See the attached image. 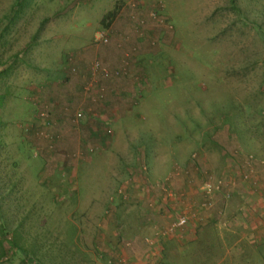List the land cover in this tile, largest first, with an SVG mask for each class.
<instances>
[{"label":"rangeland","instance_id":"rangeland-1","mask_svg":"<svg viewBox=\"0 0 264 264\" xmlns=\"http://www.w3.org/2000/svg\"><path fill=\"white\" fill-rule=\"evenodd\" d=\"M112 11V20H103ZM118 23L128 27L127 36H117L121 26L114 33L112 25ZM77 32L86 35L83 44L66 52L64 36ZM114 40L126 43L118 51L119 69L128 72V63L144 65L149 86L142 83V99L133 111L145 119L130 118L124 127L119 117L92 131L44 129L52 125L54 111L50 104L38 103L31 111V95L43 86L34 79L39 72L31 69L32 63L61 58L74 74L77 65L70 63L79 48H94L88 66L96 69V77L108 73L99 50ZM38 43H45L46 56L37 53ZM102 88L94 97L86 91L81 104L66 109L69 126L78 127L87 115L97 114L93 106L106 103ZM247 105L255 110L251 118L245 114ZM120 113L114 107L108 115L114 120ZM141 134H155L168 153L179 138L190 145L174 177L158 179L159 199L167 201L163 215L176 217L191 207L184 198L187 191L177 193L186 186L199 196L192 211H199L205 189L215 191L210 194L214 202L221 198L214 221L201 213L191 238L163 235L169 238L163 264H264V0H0V264H94L91 221L100 212L113 211L112 204L123 198L118 190L125 182L114 181L108 165L120 164L114 156L117 145ZM238 135H249L256 145H244ZM143 150L132 154L139 159ZM202 152L217 156L222 165L206 172L207 177L192 171L189 163ZM219 153L226 156L223 164ZM248 155L258 160L253 157L255 162L248 164ZM250 170L255 178L245 181L242 172ZM196 174L201 185H194ZM176 180L182 186H172ZM258 184L260 193L254 191ZM156 187L148 186L159 191ZM168 193L174 194L173 201ZM106 197L105 208H83L92 199L102 204ZM176 197L185 205L170 207ZM131 202L130 209L122 205L123 211L135 220L145 217L143 201Z\"/></svg>","mask_w":264,"mask_h":264},{"label":"crops","instance_id":"crops-1","mask_svg":"<svg viewBox=\"0 0 264 264\" xmlns=\"http://www.w3.org/2000/svg\"><path fill=\"white\" fill-rule=\"evenodd\" d=\"M210 5H213V3H210L209 6ZM118 26L121 27L118 29L117 34ZM124 26L125 25L122 23L116 24L115 28L114 25H112L114 33H116L119 38L127 36L124 35V32L128 33V27ZM112 35L115 37V34ZM68 36H64L62 49H65L66 52L72 53L73 51H77V49H75L76 46L79 47L80 44H83L81 41L86 35L83 34V32H77L72 34V37ZM132 40L133 38L131 37V41ZM115 42H117V40H114L110 45L99 50L103 55V60L108 68V73L104 74L101 72L97 74L96 77L92 75L93 72L91 71V67L89 68L88 66L90 63L89 60L92 58L93 52L96 50L94 48H88L82 51H80L82 48H79V52L76 53L78 56L75 59V63H70L77 65L78 72L74 74L67 70V65H64L61 58H58L54 63L49 61L39 64L32 63L31 69L39 72V74L34 73V79H38V82L42 83L43 86L38 95H31V111H33L32 107L35 106V103H38L36 104L37 106L43 105L46 108L49 107L48 104H50L51 110L54 111L52 125L44 127V129H90L89 131H92L93 129L105 128L109 121L119 122V117L123 118V121L126 122L124 127H127V124H130V118H136L138 120L145 119V114L133 111L138 107V103L142 99L140 92L143 89L142 83L149 86V82L146 80L147 75L145 76L146 71L144 65L143 63L141 65H131V63H128V72L123 71L126 70V67H124L123 70L119 69L122 65H120V60L118 59V51L124 49L126 43L119 45ZM42 45L44 47L45 43H38L35 45V47L38 48L37 53H44L43 56H46L45 50L47 52V47L43 48L41 47ZM116 70H119L121 73L115 77L114 74ZM99 88H102L105 93H107L106 100L104 99L106 103H100L99 105L93 106L94 109H98L97 114L87 115L86 119L81 121L78 127L69 126L67 124L66 109L78 103L81 104V102H83V97L86 96V91L90 94V97L96 96V91H98ZM31 94H33V92H31ZM103 94L104 92H102V95ZM87 100V102L90 103V98H87ZM114 107L116 111L120 110L121 113L112 120L111 118L113 117L109 116L108 113L111 112ZM246 111L245 114L247 117L251 118L254 116L255 110L249 108L248 105L246 106ZM104 115L108 116V118ZM242 126L243 123L239 127ZM33 128L37 129L36 125ZM80 134L84 136V133ZM85 134L87 133L85 132ZM145 136L146 135L141 134L139 138H133L132 140L127 139V142L117 145V153L119 154L114 156H119L118 162L121 165H117V161L108 165V171H112L110 176H114V181L122 178L125 182H122L123 185L121 184L122 189L120 187L118 190V193H121L120 190L122 191L121 195L123 198H121V201L119 200V204L116 203L115 200L114 203L117 205L112 204V206H114L113 211L105 213L106 215L100 212V214L91 221L93 227H95L93 228V232L95 231V237L94 240L91 241L93 246V251L91 252L92 254L94 253V264H163L162 262L165 258V250L169 238L164 237V234H162L161 231L164 230V228H162L163 225L166 226V224H168L175 216L163 215V208L164 206L167 207V201L165 198H163V201L159 199L160 195L163 194L160 192L162 187L158 189L156 186L160 187L159 182H161V178L164 177L165 179L174 177L173 172L177 171L176 165L178 163L183 164L184 157L189 156L190 145H187L184 139L179 138L178 142L176 141L175 143H172L173 150L170 149L171 153H168V148H166L167 145L164 144V142L156 140L155 134H152L151 137L149 135L146 136V139L144 138ZM248 137L249 135H246V138L238 135L237 139L241 140L244 145H249L250 143L256 145L255 140L247 139ZM164 140L167 139L164 138ZM221 146L226 145L222 144ZM141 147L144 148L145 151L143 150L142 154L138 155L140 156L138 159L136 155L132 154V151L135 152V150L137 151V149ZM169 147L171 148V145H169ZM222 148L224 149V147ZM208 155L209 154L202 152L197 158H194V161L191 159L189 163L193 164L194 170L192 171L196 173L201 170L203 173L201 175L205 176L206 172H210V170L222 166L219 165L217 156H211L210 154L209 157ZM55 156L54 158H56ZM112 157L113 156H110L109 160ZM219 157H221L219 159H221L223 164V160L226 156L224 155L223 157L222 154H220ZM225 165L227 164L225 163ZM147 167L148 169L150 167V174L148 175ZM225 170H227V168ZM196 175L197 180L194 185H201L202 182L201 178H199L200 175ZM184 176L185 175L181 176L183 178L182 181L185 179ZM207 176L208 173L206 177ZM149 180H154V183L151 184ZM180 182V180H176L172 183V186L179 184ZM148 186H151V188L156 187L159 191L152 190L151 188H148ZM180 186L182 185H179L178 187ZM169 187L170 186L168 185V188ZM255 187L257 188L258 186L256 185ZM61 188H63L61 190H64L66 189V186H62ZM253 188L254 187H251V189L247 188L245 190L250 192ZM170 189L172 190V188ZM192 189L194 188L186 186V189L181 188L177 191L180 196H183L184 191H187L184 198L186 197V201L191 207L194 206L199 199V196L195 193V189L194 191H192ZM254 191H257V193L261 192L260 190ZM167 195L172 196L171 199L172 201L174 200V194L172 195L168 193ZM108 199H110V197H106L105 202L102 204L101 202H95L92 199L89 203H85L83 208L90 207L92 211H95L102 205L103 208H105L108 206ZM132 199L143 201L145 217H140L135 220L133 217L128 216L131 213L123 211L124 208H121L122 205L127 206V209L131 208L129 204L132 203ZM220 199L221 198L216 197L215 202L214 199L212 200L215 205L213 207L212 204L211 209L207 212L209 214L207 216L208 219L210 218L214 221V210L220 206ZM127 200H129L130 203L126 202ZM176 200H178L179 203H177ZM176 200L173 202V206L171 205V201L168 202V205L172 208L177 205H185L182 198L176 197ZM158 203L159 205L157 206ZM177 208L180 209L181 207L178 206ZM118 209L122 210V212H118ZM163 216L165 217L164 221H160ZM83 222H85V219ZM76 225L78 226V223ZM81 225L83 227L85 224L82 223ZM198 225L199 224H196V222H191L184 230L182 237L183 240L189 236L191 238ZM77 233L79 234V226Z\"/></svg>","mask_w":264,"mask_h":264},{"label":"built area","instance_id":"built-area-1","mask_svg":"<svg viewBox=\"0 0 264 264\" xmlns=\"http://www.w3.org/2000/svg\"><path fill=\"white\" fill-rule=\"evenodd\" d=\"M107 38L103 36V42H107ZM94 67H91V71H93V73L95 72ZM80 115H77V118H79ZM195 157H193L194 159ZM252 171L250 170L249 173H244V171L242 172V177L243 179L249 180L250 179V173ZM208 185V184H206ZM210 185V184H209ZM120 192L122 193V191L120 190ZM214 192L205 189L204 190V194L203 197L204 199H202L199 202V211H192L191 208L187 207L185 208L183 211H181L180 213L177 214V216L175 218H173L168 224L167 226L164 228V230H162V234H167L173 237H177L178 235L181 234V238L183 237L184 234V230L186 229V227H188V225L191 222H197L199 223L202 219H203V214L201 213H207L208 210L211 209V206L213 204V199H212V195L210 194H214ZM229 196V193H225L223 195L224 200L226 199V197ZM221 213V212H220Z\"/></svg>","mask_w":264,"mask_h":264},{"label":"trees","instance_id":"trees-1","mask_svg":"<svg viewBox=\"0 0 264 264\" xmlns=\"http://www.w3.org/2000/svg\"><path fill=\"white\" fill-rule=\"evenodd\" d=\"M114 14H115V12H109V13H107L104 17H103V20H108V19H110V20H112L111 18L114 16ZM253 157L254 156H251V155H248V159H247V161H248V164L251 162V161H253V162H255L254 161V159H253ZM256 160H258L256 157H254ZM252 162V163H253ZM261 163V161H258L257 163H254L253 165H258V164H260ZM197 171V170H196ZM207 175V173L205 174V176ZM253 178H255L254 176H253V174L251 175V178L249 179V180H247V181H251V179H253ZM253 183H254V181H253ZM253 186H256V185H253ZM258 187L257 188H255V189H257V190H259V188H260V184H258L257 185ZM163 263V262H162Z\"/></svg>","mask_w":264,"mask_h":264}]
</instances>
